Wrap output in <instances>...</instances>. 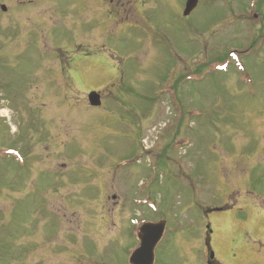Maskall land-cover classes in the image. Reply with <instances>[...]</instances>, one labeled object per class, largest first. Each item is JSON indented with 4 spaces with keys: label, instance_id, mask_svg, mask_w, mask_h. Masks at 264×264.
Masks as SVG:
<instances>
[{
    "label": "rangeland",
    "instance_id": "rangeland-1",
    "mask_svg": "<svg viewBox=\"0 0 264 264\" xmlns=\"http://www.w3.org/2000/svg\"><path fill=\"white\" fill-rule=\"evenodd\" d=\"M24 2L0 0V264H129L160 222L154 264L264 253V0Z\"/></svg>",
    "mask_w": 264,
    "mask_h": 264
},
{
    "label": "water",
    "instance_id": "water-1",
    "mask_svg": "<svg viewBox=\"0 0 264 264\" xmlns=\"http://www.w3.org/2000/svg\"><path fill=\"white\" fill-rule=\"evenodd\" d=\"M198 4V0H186L183 11V16H188ZM1 10H5L1 7ZM89 104L93 107L100 105V95L92 92L88 96ZM165 225L164 223L144 224L140 228V247L131 255L129 259L130 264H153V252L157 243L160 241ZM211 255V259H212Z\"/></svg>",
    "mask_w": 264,
    "mask_h": 264
},
{
    "label": "flooded vegetation",
    "instance_id": "flooded-vegetation-1",
    "mask_svg": "<svg viewBox=\"0 0 264 264\" xmlns=\"http://www.w3.org/2000/svg\"><path fill=\"white\" fill-rule=\"evenodd\" d=\"M33 2V0H31V2H24V4H27V3H32ZM19 4H23V3H19ZM113 2H110V5H111V7H110V11H109V14L111 13V10L112 11H114V8L116 7V6H123V8H118L117 10H120V11H122V12H126V9L124 8L125 7V5H126V3H120L119 1L117 2L116 1V3L114 4V6H113ZM129 4V3H128ZM139 4V3H138ZM3 11V10H2ZM5 11H6V9L3 11L4 13H5ZM262 42V41H261ZM263 44H264V42H262V44L261 45H259L258 47H256L257 49H256V51H258V50H260L262 47H263ZM100 95H101V93H100ZM101 102H102V96H101ZM260 217V216H259ZM209 231V230H208ZM139 233V232H138ZM138 233L136 234V240H138ZM211 232L209 231V234H210ZM164 234V233H163ZM163 237V236H162ZM261 238V237H260ZM161 241V240H160ZM208 244H209V242L207 241V246H208ZM138 246H139V241H138ZM246 248V249H245ZM246 250H248V254L246 255L245 254V251ZM241 260L243 259V261L247 258V256L248 257H250L251 259H252V263L251 264H264V253H261L260 251L259 252H257V247L256 248H251V247H249V249H248V246L246 245V247H243L242 249H241ZM209 254H211L213 257H212V259H209V257H208V260H207V263L206 264H218V263H216V261L214 260V254L212 253V252H209ZM245 261H247V260H245ZM153 264H154V259H153Z\"/></svg>",
    "mask_w": 264,
    "mask_h": 264
}]
</instances>
